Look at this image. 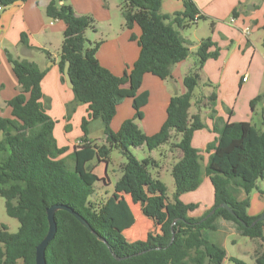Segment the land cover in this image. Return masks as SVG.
Instances as JSON below:
<instances>
[{
  "label": "trees",
  "instance_id": "16d2710c",
  "mask_svg": "<svg viewBox=\"0 0 264 264\" xmlns=\"http://www.w3.org/2000/svg\"><path fill=\"white\" fill-rule=\"evenodd\" d=\"M25 1L0 0V8ZM64 1L51 0L44 12L48 19L65 25L57 66L60 81L64 83L63 68L69 62L74 101L87 105V117L80 127L81 145L69 156L74 164L70 171L65 160L59 158L68 148L57 145L53 137L54 121L42 103L40 83L45 70L34 62L14 58L6 50L18 93L5 102L11 109V117L0 118V197L5 200L6 214L16 219L19 227L16 233H9L0 224V264H35L36 246L48 230L46 210L55 204L66 205L78 213L107 245L98 241L71 214L60 210L55 213L56 234L45 250L46 264H222L226 259L245 264L236 258H227L226 252L205 240L201 231L214 229L215 220L222 218L236 224L242 236L264 242V219L250 226L264 212L256 217L248 216V200L237 201L231 187L238 186L249 195L264 180V131L246 122L219 125L213 109L214 93L199 97L195 102L197 113L189 114L194 91L201 83L199 71L206 60L218 56L217 48L210 51L215 47L210 38L200 41L194 68L182 79L185 91L170 98L166 119L159 131L147 136L137 124L143 118L142 109L148 99L146 92H139L143 75L172 80V67L190 54L172 25L187 28L196 15L199 20H204V16L198 13L192 0H183V11L173 16L160 13L161 0H122L125 27L130 29L136 25L140 29L137 39L140 51L133 65L117 77L96 59L100 42H90L85 37L87 30L96 31L94 20L77 16ZM167 20L171 23H166ZM19 46L42 51L50 59L47 51L29 44L25 33L20 34ZM125 99L132 100L134 116L113 132L111 120ZM203 99L207 100L215 134L214 141L205 149L208 158L204 169L213 187L214 203L202 217L192 218L188 214L197 206L184 204L179 197L200 185L202 158L191 140L196 131L205 128L200 116ZM262 99L263 96H257L250 106ZM95 120L102 123L104 144L88 140L89 125ZM165 145L169 146V153L177 149L181 154L170 169L174 182L171 198L157 177L165 154H161V160L150 156L137 160L131 153L132 148L143 146L151 152ZM112 150H117L125 159L120 165L123 176L116 186L131 189L125 177L129 176L134 184L130 190L131 202L140 203L143 214L145 205L154 207L152 219L160 225L159 232H148L144 240L126 242L124 235L113 228L111 220L103 218L106 204L95 205L89 199L95 183L101 179L88 164L95 160L107 166ZM223 203L234 216L218 207ZM164 204L169 207L166 217L161 210ZM254 264H264V250L256 256Z\"/></svg>",
  "mask_w": 264,
  "mask_h": 264
},
{
  "label": "crops",
  "instance_id": "0c3cea01",
  "mask_svg": "<svg viewBox=\"0 0 264 264\" xmlns=\"http://www.w3.org/2000/svg\"><path fill=\"white\" fill-rule=\"evenodd\" d=\"M51 0H27L17 2L0 10V118H10L11 109L5 102L12 99L18 93L17 79L8 63L5 51L18 59L34 62L45 75L40 83L43 99L42 103L46 113L54 121L53 137L59 147H67L68 150L59 158H69L75 148L81 145V122L87 117V105L74 101L71 89L61 83V74L57 62L62 33L65 25L60 21H52L45 15V8ZM198 13L204 16L202 28L194 35L187 34V29L172 27L178 30L189 53H194L201 40L210 38L217 48L218 56L208 59L199 71L200 86L197 94L194 93L189 114L197 113L195 102L199 97H207L214 93L215 118L219 125L225 123L246 122L260 131H264V0H192ZM77 16H89L95 22L96 31H91L92 42H100L96 52V59L100 66L107 69L114 76H122L125 70L130 68L139 56L140 48L137 39L140 29L133 25L130 29L125 27L121 15V6L116 0H65ZM183 0H161L160 13L173 16L182 12ZM231 19H234L231 22ZM171 20H167L169 23ZM199 20L195 25H198ZM171 23V22H170ZM198 29V27L196 28ZM25 33L29 44L37 49L45 50L50 54L47 59L42 51H29L20 48V34ZM133 36L134 39L131 37ZM189 57V56H188ZM186 60L172 67V80H160L159 78L145 74L139 92L148 94L147 103L142 109L143 118L137 122L141 131L151 136L157 133L166 119V108L173 95L184 93L182 85L183 77L192 71L195 62ZM243 78L246 80L243 81ZM200 94V96H199ZM257 96L263 99L250 106V102ZM200 116L205 128L196 131L191 140L192 146L199 151L202 158L200 185L194 191L180 195L179 199L184 204H195L197 207L189 216L202 217L213 205V187L209 178L204 174L208 154L206 146L214 141L212 133L213 120L210 118V110L206 99L200 104ZM134 116L132 100L125 99L116 108L111 120L110 128L117 132L121 124ZM75 129L72 134V129ZM195 137L197 140H194ZM89 141L96 139L90 137ZM102 144L105 143L102 140ZM177 141V140H176ZM97 143V142H96ZM98 144V143H97ZM144 149V147H138ZM162 152L167 157L174 154V160L168 166L169 170L180 157V152L174 149L169 153V146H162ZM153 151L149 153L152 156ZM93 172L101 179L94 185L102 184L105 192L106 209L102 216H106L108 210V187L111 185L106 174L108 165L92 161L89 164ZM160 170H158L159 172ZM162 173L157 174L158 179ZM123 174L121 173L122 177ZM126 179H131L125 176ZM117 182V180H116ZM114 183L115 189L117 187ZM131 189L134 184L129 182ZM234 198L237 201L248 200L247 215L256 217L264 212V180L257 183V187L249 195L238 186L231 185ZM127 188V197L130 190ZM93 193V194H94ZM92 202V200L90 199ZM128 211L123 212L124 220L117 223V231L122 233L126 242L144 240L148 232H159L160 225L153 221L154 207L145 205V214L142 213L140 203H132ZM121 209V208H120ZM162 212L166 217L169 207L164 204ZM113 226V224H112ZM214 229L201 231L205 240L218 246L226 252L227 258L232 257L245 264H254L256 256L264 250V242L261 239H250L242 236L236 224L231 221L217 218ZM157 227V228H155ZM232 263L226 259L222 264ZM205 264H210L206 262ZM234 264V263H232Z\"/></svg>",
  "mask_w": 264,
  "mask_h": 264
},
{
  "label": "rangeland",
  "instance_id": "374dc122",
  "mask_svg": "<svg viewBox=\"0 0 264 264\" xmlns=\"http://www.w3.org/2000/svg\"><path fill=\"white\" fill-rule=\"evenodd\" d=\"M117 4L122 6V0H116ZM202 20H199L198 25L192 24L189 27L185 28L187 29V34L194 35L197 32H199L200 28H202ZM198 27V29H196ZM85 37L88 41L92 42V33L90 30H87L85 32ZM63 38V37H62ZM22 49V47H20ZM197 57L194 53L189 54L188 57V62H196ZM198 89H195L194 93L197 94ZM75 129H72V134H74ZM89 135L90 137H93L96 139V142L98 144H102V140H104V135H103V129H102V123L100 120H95L90 123L89 125ZM176 140V139H172ZM194 140H197L195 137ZM132 155L137 159V160H142L145 157L149 156V153L145 148L144 149H139V148H132L131 149ZM162 149L154 150L152 156L156 160H161V154H162ZM174 154L168 155L166 158H164V161L162 162L160 171L162 173L161 177L159 180L165 184L167 187V196L169 198L172 197V194L174 192V182L173 179L170 175V170H169V164L172 163L174 160L173 158ZM125 162L124 157L117 151V150H112L110 155H109V163L108 167L106 170V174L110 180L111 185L108 187V197H107V203H108V210H106V216L103 214L104 219H110L113 228L117 230V223L124 220L123 217V212L128 211V206L130 205V198L129 194L128 197L127 195V188H117L115 189L114 183L116 180L118 181L121 177V171H120V165ZM65 164L68 170L72 171L73 170V161L70 158H65ZM90 164V163H89ZM88 164V165H89ZM127 182H131V179H127ZM97 183V182H96ZM95 183V185H96ZM131 188L130 186H128ZM92 200V203L95 205L102 204L105 202L106 196L105 192L102 189V184H100L98 187H96V192L89 198ZM5 200L0 197V224H4L9 233H16L19 227V223L16 219H13L9 217L6 212H5V207H4ZM121 208V209H120ZM123 210V212H122ZM157 228V227H155ZM156 233V230L152 231ZM227 264H232V263H227Z\"/></svg>",
  "mask_w": 264,
  "mask_h": 264
},
{
  "label": "water",
  "instance_id": "95a60500",
  "mask_svg": "<svg viewBox=\"0 0 264 264\" xmlns=\"http://www.w3.org/2000/svg\"><path fill=\"white\" fill-rule=\"evenodd\" d=\"M69 62L67 61L64 64V68H63V79H64V83L66 85L67 88L72 89L73 84L72 81L70 79L69 76ZM219 208H223L225 210H227L231 215L234 216V213L232 212V210L228 207L227 204L223 203L221 205L218 206ZM66 211L69 214H71L83 227H85L98 241L104 243L105 245H107L106 241L100 237L91 227L90 225L86 222V220L84 218H82L78 213H76L75 211H73L70 207L66 206V205H62V204H55L51 207H49L46 210V217H47V223H48V230L47 233L45 235V237L42 239V241L36 246L35 249V264H46V259H45V250L47 245L49 244V242L54 238L55 234H56V222H55V213L57 211ZM264 219V215H261L260 217H258L254 222H252V224L250 226H253L255 223H257L258 221H261ZM240 223L243 226H246V224L243 221H240Z\"/></svg>",
  "mask_w": 264,
  "mask_h": 264
},
{
  "label": "built area",
  "instance_id": "2783aa9c",
  "mask_svg": "<svg viewBox=\"0 0 264 264\" xmlns=\"http://www.w3.org/2000/svg\"><path fill=\"white\" fill-rule=\"evenodd\" d=\"M0 10H1V8H0ZM198 20H199V18H198V16L196 15V16L194 17V19L192 20L191 24H196ZM233 21H234V19H231V22H233ZM245 80H246V79L243 78V81H245Z\"/></svg>",
  "mask_w": 264,
  "mask_h": 264
}]
</instances>
